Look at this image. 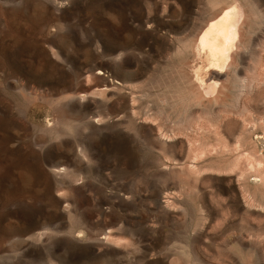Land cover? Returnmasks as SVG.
<instances>
[{
	"label": "rangeland",
	"instance_id": "obj_1",
	"mask_svg": "<svg viewBox=\"0 0 264 264\" xmlns=\"http://www.w3.org/2000/svg\"><path fill=\"white\" fill-rule=\"evenodd\" d=\"M232 5L214 76L196 42ZM77 88L91 129L63 105ZM263 124L264 0H0V264H264Z\"/></svg>",
	"mask_w": 264,
	"mask_h": 264
},
{
	"label": "bare ground",
	"instance_id": "obj_2",
	"mask_svg": "<svg viewBox=\"0 0 264 264\" xmlns=\"http://www.w3.org/2000/svg\"><path fill=\"white\" fill-rule=\"evenodd\" d=\"M65 3V2H64ZM68 3V2H67ZM61 4H63V3H61ZM56 7V6H55ZM240 16L241 15H239V12H238V10H237V7H236V5H232V6H230V7H228V8H225L223 11H222V13L220 14V15H218L217 17H215L214 19H211V20H209L208 22H207V25H206V27L204 28V30L200 33V35H199V37H198V39H197V42H196V54L198 55V56H200L201 58H202V60L204 61V63H206V64H203L205 67L204 68H206V65L208 66V68H212L213 70H214V76L215 75H217V73H220L219 71H221L222 69H224V67L226 66V64H227V62H228V60H229V58H230V56H232L231 55V53L234 51V50H236V47L238 48V46H237V43H238V41L239 40H241L240 39V30H239V28H240ZM101 33V32H100ZM113 39H115V38H113ZM112 41H114V42H116L115 40H112ZM119 42V41H118ZM239 43H240V41H239ZM238 43V44H239ZM120 44V43H119ZM121 44H122V42H121ZM115 45V44H114ZM114 45H113V47H114ZM118 44L116 43V46H117ZM112 47V48H113ZM112 48H110L111 50H113ZM123 47L121 46V48L120 49H122ZM119 49V48H118ZM108 51V50H107ZM106 51V52H107ZM110 51V50H109ZM114 51V50H113ZM127 51V50H126ZM126 51H124V52H126ZM118 52V51H117ZM121 52H123V50L121 51ZM123 52V53H124ZM44 53V52H43ZM109 53V52H108ZM115 54H116V51L114 52ZM120 53V52H119ZM119 53L117 54V56H115L114 54H113V56H115L116 58H119ZM126 53H128V52H126ZM130 54V53H129ZM233 54V53H232ZM121 55H123L122 53L120 54V56ZM44 56H45V54H44ZM44 56H42V57H44ZM125 56V55H124ZM122 57V56H121ZM129 57V56H128ZM127 57V58H128ZM195 57H197V56H195ZM233 57V56H232ZM116 58H114V59H116ZM106 59H107V56H106ZM130 59V58H129ZM197 59V58H196ZM198 59H199V57H198ZM197 59V60H198ZM196 60V61H197ZM115 61V60H114ZM123 61H126V59L124 60L123 59ZM129 61L127 60V63H128ZM200 62V61H199ZM198 62V63H199ZM202 62V61H201ZM229 62H231V60L229 61ZM229 62H228V65L230 66V64H229ZM110 63V62H109ZM108 63V61H107V64H109ZM123 63H125V62H123ZM115 64H117V63H115ZM114 64V65H115ZM112 65V64H111ZM110 65V66H111ZM119 65V64H118ZM200 65V64H199ZM198 65V66H199ZM202 65V64H201ZM200 65V66H201ZM57 67V66H56ZM227 67V66H226ZM200 68H202V67H198V68H196V70H195V73H196V77L198 78V80H199V82H200V85H202V87H206L210 92H216V89H217V86H218V82H217V80H213V81H211L210 80V82H208L207 83V81H205V78H207V76L205 75L204 77L202 76V74H201V69ZM208 68H207V70H208ZM211 68H210V70H211ZM105 69V68H104ZM36 70H38V69H36ZM34 71V72H38V71ZM98 70V69H97ZM101 69L99 68V72H97V73H99V74H101V73H103L102 72V70L100 71ZM226 70V69H225ZM204 71V70H203ZM206 71V70H205ZM19 72V71H18ZM33 72V73H34ZM15 73V72H14ZM20 73V72H19ZM18 73V74H19ZM28 74H29V72H27ZM42 73V72H41ZM40 73V74H41ZM96 73V74H97ZM203 73V72H202ZM17 74V73H16ZM102 75V74H101ZM104 75V74H103ZM26 76V75H25ZM96 76H99L98 74L96 75ZM112 76V75H111ZM256 76V75H255ZM28 77V76H27ZM104 78H105V76H103ZM107 77H108V75L106 76V79H107ZM113 77V76H112ZM98 78H101L102 79V77L100 76V77H98ZM210 78V77H209ZM18 81H27V79L28 78H25L24 76H23V78L21 79L20 78V74L18 75ZM31 79V78H30ZM30 79H28V80H30ZM103 80V79H102ZM111 80V79H110ZM106 81V80H105ZM111 81H113V79L111 80ZM209 81V80H208ZM107 82V81H106ZM109 82V81H108ZM119 82H123V81H119ZM70 84L72 83V82H69ZM78 83V82H77ZM21 85H22V82L20 83ZM24 84H27V83H24ZM113 84H115V81H113ZM116 84H118L117 82H116ZM221 84V83H220ZM77 85V84H76ZM81 85V84H80ZM104 85V84H103ZM102 85V86H103ZM110 85V84H109ZM22 86H24V85H22ZM70 86V85H69ZM73 86V85H72ZM78 86H79V84H78ZM112 86V85H111ZM111 86H107V88L108 87H111ZM114 86L115 85H113L112 87L114 88ZM116 86H120V84L119 85H116ZM219 86H221V85H219ZM55 87V86H54ZM57 87V86H56ZM68 87V86H67ZM105 87V86H104ZM118 87H115V88H118ZM121 87H123V88H120L119 87V89L120 90H123L124 89V86H121ZM131 87V86H130ZM33 88H34V86H33ZM102 88V87H101ZM106 88V89H107ZM112 88V90H115V89H113ZM125 88H126V85H125ZM137 88V87H136ZM141 88V87H140ZM220 88V87H219ZM71 89H73L72 87H71ZM105 89V90H106ZM118 89V90H119ZM202 89V88H201ZM99 90H101V89H99ZM117 90V91H118ZM218 90L219 89H217V92H218ZM98 91V90H97ZM110 91V90H109ZM136 91V90H135ZM139 91V90H138ZM137 91V92H138ZM200 91V90H199ZM88 92H89V90H88ZM88 92L87 91H81V90H79L78 88L77 89H75V91L73 90V92H70L69 94V96L67 97V99H66V101L63 103V105L66 107V108H68V110H70V111H73V112H76V113H78V114H80L83 118H84V122L82 123L81 122V124H83V126H82V128L84 127L85 129H88V128H90L91 129V125H92V120L94 121V120H96V119H94V117H92V118H90V116H93L92 114H91V112L89 111V107L92 105H90V101H93V100H91L90 98L92 97H90L89 96V94H88ZM113 92V91H112ZM120 92V91H119ZM46 93V92H45ZM80 93H82V94H80ZM99 93V92H98ZM114 93V92H113ZM100 94V93H99ZM136 94V93H135ZM139 94H141V93H139ZM208 94V93H207ZM209 94H211V93H209ZM91 95V94H90ZM116 95V94H115ZM126 95V94H125ZM137 95V94H136ZM212 95V94H211ZM214 95V94H213ZM212 95V96H213ZM132 96V95H131ZM190 96V95H189ZM215 96H216V93H215ZM125 97V96H124ZM137 97H139V95L138 96H136V97H133V98H136L137 99ZM40 98V97H39ZM140 98V97H139ZM138 98V99H139ZM208 98V97H207ZM211 98V97H210ZM136 99H135V101H136ZM95 100V99H94ZM110 100V99H109ZM134 100V99H133ZM102 101V100H101ZM100 101V102H101ZM211 101V100H210ZM238 101V100H237ZM100 102H99V104H100ZM107 101H102L101 102V104H103V105H107ZM100 107V106H99ZM136 108H138L137 106H136ZM139 109H141L140 107H139ZM103 112V111H102ZM101 114V113H100ZM57 118H56V122L55 123H52V127L53 128H55V126H57V124L58 123H60V120H61V116H62V114L60 115L59 113H57ZM131 115H133V114H131ZM131 115H126V116H128L129 117V119L131 118L130 116ZM99 116V115H98ZM103 116V115H102ZM101 115H100V117H102ZM100 117H98V118H100ZM104 117V116H103ZM102 117V118H103ZM101 119V118H100ZM103 120H105V117H104V119ZM98 121H100V120H98ZM132 121H133V119H132ZM100 122H98V124H99ZM98 124H96V125H98ZM264 125V124H263ZM200 126V125H199ZM202 126V125H201ZM198 128H202V127H198ZM52 129V128H51ZM62 129H64L65 130V128H62ZM61 129V130H62ZM215 129V128H214ZM195 130V129H194ZM201 130V129H200ZM213 130V129H212ZM58 131V130H57ZM196 131V130H195ZM214 131V130H213ZM215 132V131H214ZM217 132V131H216ZM217 135H219V133H216ZM220 136V135H219ZM264 137V136H263ZM200 138V137H199ZM198 138V139H199ZM195 140L198 142V140L195 138ZM196 141L194 142V140L193 141H191L192 143L194 142V143H196ZM223 141V140H222ZM221 141V142H222ZM190 142V143H191ZM202 142V141H201ZM201 142H200V144H193V145H201ZM225 142V141H224ZM191 143V144H192ZM226 143V142H225ZM80 144V143H79ZM228 144V143H227ZM192 145V146H193ZM203 145V144H202ZM79 146V145H78ZM81 147H85L84 145H80ZM79 146V147H80ZM197 146H195V147H197ZM198 146V147H199ZM223 146H226L225 144L223 145ZM79 147H78V149H79ZM207 147V146H206ZM227 147H229L228 145H227ZM200 148H202V147H200ZM195 149V148H194ZM199 149V148H198ZM230 149V148H229ZM236 149H238V146L236 147ZM253 149V148H252ZM251 149V150H252ZM202 150H204V149H201L199 152H198V154H197V156H200L201 157V155H199L200 153L202 154L203 153V151ZM221 150V149H220ZM80 153H82L83 155H84V158L83 159H85V156H86V153H85V151H83V149L81 148L80 150ZM195 151V150H194ZM206 151V149L204 150V152ZM231 151V150H230ZM54 152V151H53ZM249 152V151H248ZM47 154H48V152H46ZM45 153V154H46ZM77 153V152H76ZM90 153V152H89ZM250 153H253V151L252 152H250ZM249 153V154H250ZM69 154V153H68ZM78 154H79V152H78ZM88 154V153H87ZM207 154V153H206ZM74 155V154H73ZM76 155V154H75ZM242 156H243V154H241ZM241 155H239L240 156V158L242 157ZM253 155V154H252ZM39 156H42V155H39ZM49 156V155H48ZM77 156V155H76ZM81 156V155H80ZM203 156V155H202ZM245 156H246V153H245ZM250 156V155H249ZM248 155H247V164H246V167H245V174H250L249 172L251 171V172H254V171H256V172H260V174H261V177H262V180H260L261 181V183H260V185L262 184V186L261 187H263V185H264V164H263V162L262 161H264V160H262V159H264V156L262 155V158H261V160H260V158L259 159H257V157H256V159L254 158V156L253 157H249ZM66 159L67 160H70V156H68L67 154H66ZM87 157V156H86ZM244 157V156H243ZM43 158V157H42ZM48 158V157H47ZM50 158V157H49ZM77 158V157H76ZM238 158V157H237ZM237 158H235L236 160H238ZM41 159V158H40ZM46 159V158H45ZM243 159V160H244ZM47 160H49V161H51L50 159H47ZM53 160V159H52ZM88 160V159H87ZM244 160V161H245ZM41 161V160H40ZM73 161V160H72ZM238 161H240V159L238 160ZM43 163V162H42ZM46 163V162H45ZM49 163V162H48ZM52 163H53V161H52ZM57 163V162H56ZM238 163H240V162H237L236 163V166H237V164ZM58 164H61V163H58ZM58 164H56V165H52L53 167L51 168L53 171H52V173H51V175H50V173H49V181H50V179L52 178V179H57V180H59L60 179V181H62L63 183L65 182V180L63 181V180H61V178H59L58 179V176L57 175H59V174H62V172L60 173V167H62L61 165L60 166H58ZM46 165V164H45ZM67 165L69 166V165H71V164H69V163H67ZM51 166V165H50ZM50 166L48 167V164H47V167L48 168H50ZM235 166V165H234ZM234 166H233V168H234ZM235 166V167H236ZM64 167V166H63ZM66 167V166H65ZM68 168V167H67ZM50 169V170H51ZM65 169V168H64ZM253 170V171H252ZM51 172V171H50ZM68 172V171H67ZM259 174V173H258ZM259 174V175H260ZM47 175V174H46ZM61 176V175H60ZM59 176V177H60ZM249 176V175H248ZM57 177V178H56ZM260 177V176H259ZM246 179V178H245ZM248 179V178H247ZM57 180L55 181L56 182V185H58L57 183ZM52 181V180H51ZM243 183H245V180H244V182ZM53 184V183H52ZM55 184V183H54ZM53 184V185H54ZM60 184H61V182H60ZM59 184V185H60ZM63 185V184H62ZM51 185H49V187H50ZM60 187V186H59ZM254 187H255V185H254ZM88 188V187H87ZM249 188H250V186L248 187V183L246 182L245 184H244V186H243V192H244V195L246 196V198L245 199H247L248 200V202L249 201H251V198L253 197H251V189L249 190ZM61 189V188H60ZM254 189V188H253ZM57 190H58V188H57ZM253 192V191H252ZM156 201V200H155ZM247 202V201H246ZM87 203V202H86ZM117 205H121L122 206V203L121 202H119ZM120 206V207H121ZM123 207V206H122ZM117 208H118V206H117ZM119 211V210H118ZM121 225V224H120ZM121 229H122V226H121ZM121 229H119V231L121 230ZM117 230H118V227H117ZM110 232H112V231H110ZM118 232V231H117ZM102 234V233H101ZM100 234V235H101ZM103 234H106V233H103ZM108 234H109V232H108ZM107 234V235H108ZM111 236V235H110ZM38 237V236H37ZM92 239V238H91ZM105 240V239H104ZM101 241H103V239L101 240ZM57 244V243H56ZM48 261H50V260H48ZM51 262V261H50ZM54 262V261H53ZM49 264H52V263H49Z\"/></svg>",
	"mask_w": 264,
	"mask_h": 264
}]
</instances>
